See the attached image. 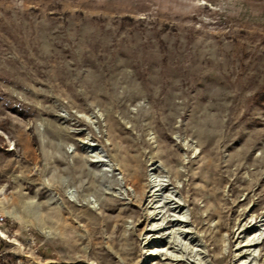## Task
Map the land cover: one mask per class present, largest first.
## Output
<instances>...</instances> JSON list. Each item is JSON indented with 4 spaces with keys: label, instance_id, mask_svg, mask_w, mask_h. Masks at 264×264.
<instances>
[{
    "label": "rangeland",
    "instance_id": "obj_1",
    "mask_svg": "<svg viewBox=\"0 0 264 264\" xmlns=\"http://www.w3.org/2000/svg\"><path fill=\"white\" fill-rule=\"evenodd\" d=\"M0 230V264H264V0H0Z\"/></svg>",
    "mask_w": 264,
    "mask_h": 264
},
{
    "label": "bare ground",
    "instance_id": "obj_2",
    "mask_svg": "<svg viewBox=\"0 0 264 264\" xmlns=\"http://www.w3.org/2000/svg\"><path fill=\"white\" fill-rule=\"evenodd\" d=\"M166 186V185H165ZM160 189H165L164 188V186H161L160 187ZM155 193L153 192L152 193V195H154ZM170 198H172V197H170ZM174 199V198H173ZM173 199H170V200H168V201H166V205L168 204L169 205V209H171V210H174V211H180L181 209H182V205H183V203H181V202H179V201H176L175 200V203L173 204V205H171V202L173 201ZM176 220H178L180 223H182V222H186L187 221V219H184V218H177ZM252 227V226H251ZM1 231V230H0ZM184 232H186V231H184ZM259 241L257 240V238H253V239H250V240H248L247 242H245L244 243V245L245 246H252V245H254V244H256V243H258ZM162 252V251H161ZM247 252H250V251H247V250H244V254L245 253H247ZM152 253H154V251H152ZM156 253V252H155ZM164 253H166V252H164ZM169 258V257H168ZM244 264V263H243Z\"/></svg>",
    "mask_w": 264,
    "mask_h": 264
}]
</instances>
